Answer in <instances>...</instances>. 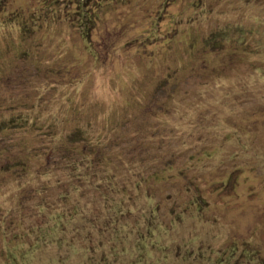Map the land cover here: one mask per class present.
<instances>
[{
    "label": "rangeland",
    "instance_id": "374dc122",
    "mask_svg": "<svg viewBox=\"0 0 264 264\" xmlns=\"http://www.w3.org/2000/svg\"><path fill=\"white\" fill-rule=\"evenodd\" d=\"M0 264H264V0H3Z\"/></svg>",
    "mask_w": 264,
    "mask_h": 264
},
{
    "label": "trees",
    "instance_id": "16d2710c",
    "mask_svg": "<svg viewBox=\"0 0 264 264\" xmlns=\"http://www.w3.org/2000/svg\"><path fill=\"white\" fill-rule=\"evenodd\" d=\"M2 1L3 0H0V4ZM16 119H19V117L16 116ZM12 121L13 120L11 119V122ZM13 123H16V122H13ZM13 123H11V125H13ZM41 125L42 124L39 125V123H33V127L35 129H41ZM9 126H10V124L8 122H5V124L1 125L2 129L7 128ZM50 127H51V123L49 124V128ZM43 130L45 131V133H47L45 129H43ZM39 131L40 130H38L36 132H39ZM53 132H55V130H53ZM79 133H80V131H78L77 134L79 135ZM55 134H56V132H55ZM66 135H63L61 137L55 136V138L57 137L56 139H54V136L50 137L51 139H50L49 145L47 147H45L48 149H46L47 153H44V157H43L44 164L47 162L48 163H55L57 166L59 165L58 167L63 168V170L65 171V174L66 173H72V177H74V178L83 177L82 176V168H83V165L85 164V158L88 159L89 162H92V160L95 162V161H97V158H93V156H91V158H89V156H87V154L81 155L77 151L78 147L76 146V144H73V142H72L74 137H75V133L73 131H70ZM51 141H52V144H50ZM39 142H41V141H39ZM38 143L32 145L33 146L32 150H33L34 155L39 154V149L47 145L46 143H40V144H38ZM13 157L17 159V162H19L21 155L17 154ZM88 160L86 162H88ZM85 174H86V172H85ZM160 176L161 175L159 174L158 179L160 178ZM109 177L110 176H108V178ZM87 180H89V179H86V181ZM135 183L138 186L136 190H138L140 187V183L138 180H136ZM136 184L134 185L135 187H136ZM132 185H133V182H131L129 180L128 189H130ZM123 188L126 189V185Z\"/></svg>",
    "mask_w": 264,
    "mask_h": 264
}]
</instances>
